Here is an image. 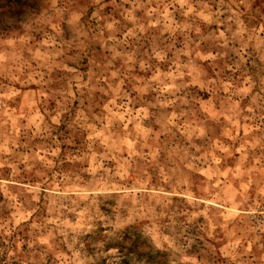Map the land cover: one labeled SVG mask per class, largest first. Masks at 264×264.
I'll list each match as a JSON object with an SVG mask.
<instances>
[{
    "label": "rangeland",
    "instance_id": "1",
    "mask_svg": "<svg viewBox=\"0 0 264 264\" xmlns=\"http://www.w3.org/2000/svg\"><path fill=\"white\" fill-rule=\"evenodd\" d=\"M0 264H264V0H0Z\"/></svg>",
    "mask_w": 264,
    "mask_h": 264
}]
</instances>
